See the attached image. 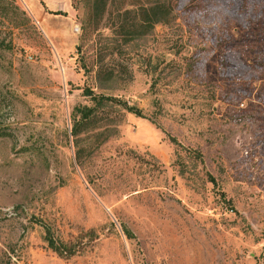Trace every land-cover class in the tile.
Returning <instances> with one entry per match:
<instances>
[{"label":"rangeland","instance_id":"374dc122","mask_svg":"<svg viewBox=\"0 0 264 264\" xmlns=\"http://www.w3.org/2000/svg\"><path fill=\"white\" fill-rule=\"evenodd\" d=\"M0 264H264V0H0Z\"/></svg>","mask_w":264,"mask_h":264},{"label":"trees","instance_id":"16d2710c","mask_svg":"<svg viewBox=\"0 0 264 264\" xmlns=\"http://www.w3.org/2000/svg\"><path fill=\"white\" fill-rule=\"evenodd\" d=\"M158 8H159L158 6H153V7H149L148 9L143 11L144 16L149 14V16L154 18V20L152 21L153 24L154 23H161L163 20L161 17H158V15L156 13ZM84 95L89 98L90 102H92V106L91 107L82 106L80 108L75 109V111L79 114L80 119H88L92 115L95 108H97V107H101V106H105V105H111L113 103H118L117 99H114L112 97H104L101 95H94L89 90H85ZM123 107L127 112H130V113H133V114L139 116V113L137 110H134L133 108L128 107L126 105H123ZM76 132H77V130H76V127L74 126L70 132V135L75 136ZM122 232L124 233V235L126 237L130 236L129 232L126 229H122ZM44 240L46 242L47 248L50 249L52 252H54L60 256H62V253H66V254L69 253V251H66V247L64 244H62L61 242L56 243V241H54L49 236V233L47 232V230H45Z\"/></svg>","mask_w":264,"mask_h":264}]
</instances>
